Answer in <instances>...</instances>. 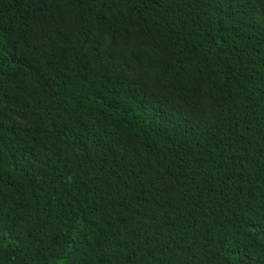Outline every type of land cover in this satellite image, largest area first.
<instances>
[{"label":"trees","instance_id":"16d2710c","mask_svg":"<svg viewBox=\"0 0 264 264\" xmlns=\"http://www.w3.org/2000/svg\"><path fill=\"white\" fill-rule=\"evenodd\" d=\"M0 264H264V0H0Z\"/></svg>","mask_w":264,"mask_h":264},{"label":"rangeland","instance_id":"374dc122","mask_svg":"<svg viewBox=\"0 0 264 264\" xmlns=\"http://www.w3.org/2000/svg\"><path fill=\"white\" fill-rule=\"evenodd\" d=\"M171 102H176L175 100H171ZM23 125H27L28 123H27V121L26 120H24L23 118H17Z\"/></svg>","mask_w":264,"mask_h":264}]
</instances>
